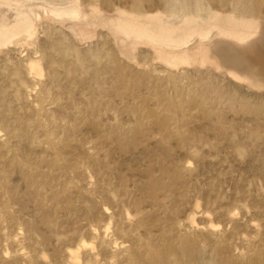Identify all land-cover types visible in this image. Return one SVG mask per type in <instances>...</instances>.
<instances>
[{
  "label": "rangeland",
  "instance_id": "obj_1",
  "mask_svg": "<svg viewBox=\"0 0 264 264\" xmlns=\"http://www.w3.org/2000/svg\"><path fill=\"white\" fill-rule=\"evenodd\" d=\"M263 42L264 0H0V264H264Z\"/></svg>",
  "mask_w": 264,
  "mask_h": 264
},
{
  "label": "bare ground",
  "instance_id": "obj_2",
  "mask_svg": "<svg viewBox=\"0 0 264 264\" xmlns=\"http://www.w3.org/2000/svg\"><path fill=\"white\" fill-rule=\"evenodd\" d=\"M187 9L188 8L186 6H183V8L180 11H186ZM204 9H205L204 7H201L200 6L196 10L199 11V10H204ZM175 13H177V11H174L173 15H176ZM240 15H242V14H240ZM233 20L234 19L231 18V17H228V18H219L218 19L217 26H219L218 28H220L222 30V32H224L227 35H230L232 37H237L239 39H244V37L248 34L247 32H245L246 30H243L246 27L239 26L240 22L235 21V23H234ZM251 21H253V20H251ZM29 25L30 24L25 23L24 24V27L25 28H28ZM124 30L127 31V32L129 30H133V33H135V32L137 33L138 32V28H136L134 26H131L129 28H125ZM195 31L198 32L200 36L205 37V36H207L210 33L211 30L208 31V32H200V30H188L187 31L188 33L186 34V36H189L190 34H192ZM165 33L168 34V35H166ZM144 34L146 35V32ZM178 34H179V28L171 29L170 31L166 30V32H163L160 29H153V30L150 29L148 36L151 39L159 40V41H161V43H163L164 40H167V41H170V40L177 41L178 38H176L175 36L178 35ZM6 40H8V38H6L5 41ZM263 44H264V42L262 44H260V45L264 46ZM262 51L264 52V49H262ZM210 57L212 58V55L211 54H210ZM191 60L194 61L195 59H191ZM34 63H35V61H31L30 62V65H33ZM214 65L218 66L216 63H214ZM255 69H256L255 71L258 72L259 68H255ZM86 246H87L86 243L83 242L77 249L76 248L69 249L67 264H81L80 263L81 258H82V256H81V249L84 248V247H86Z\"/></svg>",
  "mask_w": 264,
  "mask_h": 264
}]
</instances>
